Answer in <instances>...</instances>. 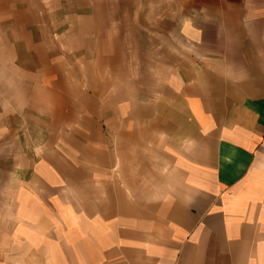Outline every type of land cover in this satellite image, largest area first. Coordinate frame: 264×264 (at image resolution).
<instances>
[{"label":"crops","instance_id":"crops-1","mask_svg":"<svg viewBox=\"0 0 264 264\" xmlns=\"http://www.w3.org/2000/svg\"><path fill=\"white\" fill-rule=\"evenodd\" d=\"M0 106V264H264V0H0Z\"/></svg>","mask_w":264,"mask_h":264},{"label":"rangeland","instance_id":"rangeland-1","mask_svg":"<svg viewBox=\"0 0 264 264\" xmlns=\"http://www.w3.org/2000/svg\"><path fill=\"white\" fill-rule=\"evenodd\" d=\"M109 23H116V22H109ZM142 22H139V27L137 26V22L134 21H124V43L119 46L122 47L123 50L118 53H122L124 64L122 68H116L115 67V61L117 58V46L114 44L116 42V36L110 35L112 32L111 30L106 31H100V30H90L92 36L86 35L84 37V30L78 29V26H81L85 24V22H72L76 26V32L79 33V38L76 45V48L78 49V53H76V76L84 81L85 76L89 75V70L87 67H84V64H89V62H84L83 53H85L86 57L87 55L90 57L91 61V76L92 80H97V82H100V78H103L102 80L107 81V84L101 85L99 83L93 84V85H86V87H89L93 90H101L106 93V91L111 94L115 93V91H118V93L122 94L123 96H127V90H129L128 94H131L132 89L135 87L137 88L138 85L132 84V80L138 77V73L140 70L132 67V60L133 58V48H132V41L134 37L138 38V35L141 38H144L146 35L147 26H142ZM147 23V22H145ZM86 24H90V22H86ZM93 25H100L98 21L92 20L91 22ZM134 25L132 32L131 27ZM137 27L140 28L139 32L137 30ZM108 33V36H104V33ZM117 31H115L116 33ZM121 32V31H120ZM118 31V36H120V33ZM103 33V34H101ZM61 41L64 44L66 50L68 49V43H69V37L61 36ZM62 46V45H61ZM84 47L87 49L84 52ZM137 57V53H136ZM137 61V59H136ZM16 76V75H13ZM83 86V85H82ZM12 88L17 87V85H12ZM112 94V95H113ZM4 103V102H2ZM1 108V106H0Z\"/></svg>","mask_w":264,"mask_h":264}]
</instances>
